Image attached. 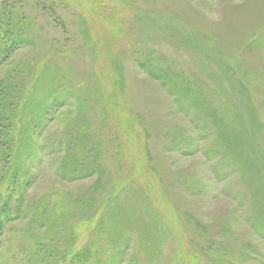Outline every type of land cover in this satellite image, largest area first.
Segmentation results:
<instances>
[{
    "label": "rangeland",
    "instance_id": "rangeland-1",
    "mask_svg": "<svg viewBox=\"0 0 264 264\" xmlns=\"http://www.w3.org/2000/svg\"><path fill=\"white\" fill-rule=\"evenodd\" d=\"M0 129V264H264V0H2Z\"/></svg>",
    "mask_w": 264,
    "mask_h": 264
},
{
    "label": "trees",
    "instance_id": "trees-1",
    "mask_svg": "<svg viewBox=\"0 0 264 264\" xmlns=\"http://www.w3.org/2000/svg\"><path fill=\"white\" fill-rule=\"evenodd\" d=\"M2 0H0L1 2ZM1 130V129H0ZM8 215V214H7ZM7 220L6 213L4 211H0V235L2 231V227L4 225V221ZM1 244V243H0Z\"/></svg>",
    "mask_w": 264,
    "mask_h": 264
}]
</instances>
